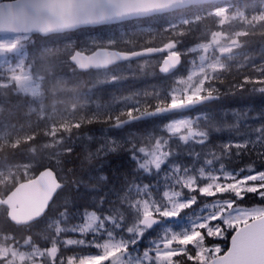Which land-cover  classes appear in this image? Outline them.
<instances>
[{"label":"trees","instance_id":"obj_1","mask_svg":"<svg viewBox=\"0 0 264 264\" xmlns=\"http://www.w3.org/2000/svg\"><path fill=\"white\" fill-rule=\"evenodd\" d=\"M2 1V0H0ZM247 1V0H241ZM228 2L190 6L186 9L166 13L159 16L127 21L114 25L82 28L74 32L54 34L41 37L30 34L24 46L27 61L33 77L40 80L41 88L47 100L59 106H68L66 130L57 133L65 138L64 151L59 156L60 168L57 174L64 187L58 191L44 216L29 224L18 226L7 218V210L0 206V245L11 248L21 247L25 242L46 248V238L50 233L45 229L49 221L63 220L68 225L82 221L86 213H93L105 222L111 218L118 226L122 235H131L139 227L140 205L143 200L152 198L159 201L164 190L163 174L168 173V164L187 167L194 171L197 165L204 162L207 153L222 152L218 142L228 138L238 139L252 132V127L241 125L233 117L235 113L239 120L259 118L264 112V72L248 68H232L219 71L214 78L206 83L205 89L216 94L217 99L207 102L192 111L185 113L205 115L207 122L200 126V140L192 136L183 137L157 132L155 124L167 121L178 114L145 119L130 123L121 129L111 125L130 115L150 111L156 107L169 105L171 98L168 92L172 88L173 79L186 75L187 55L183 54L195 45L210 42L218 34L229 35L232 31H243L238 36L242 49L253 51L264 43V27L257 24L254 27H244L242 24L220 23L218 15L211 12L214 7L223 6ZM246 11H255L247 8ZM171 15L188 22L178 24L177 35L171 34L163 17ZM236 23V22H233ZM236 26V27H235ZM150 28L155 30V38L146 40L141 36H132L130 44H116L108 47L117 50L132 51L149 46L168 45L172 50L180 51L181 66L171 75H161L157 65L161 57L152 56L149 59H139L123 65H128L126 75L112 82L100 83L89 78L90 71H81L69 62V57L58 51L57 46L70 38L78 40L92 33L118 34L129 33L131 30ZM97 48V47H94ZM93 48V49H94ZM64 59V61H62ZM68 59V60H67ZM119 65V64H118ZM87 91L90 102L84 105L77 101L75 95L79 91ZM202 91L201 94H208ZM111 94L114 96L111 98ZM119 97H127L128 104L114 102ZM185 97V96H184ZM28 103L26 96L15 93L13 86L0 87V126L18 125V132L7 135L0 142V166L35 161L31 168L37 173L49 166L55 169L52 161L45 163L44 144L54 136L45 131L43 119L30 118L24 114V104ZM13 128V127H11ZM154 130L152 143L161 145L167 153L168 164L160 169L140 168L136 158L144 161L131 147L127 139L128 133H143ZM92 133L95 139L85 141L79 136ZM188 135V134H187ZM105 144L110 151L104 156H97L98 146ZM146 148L151 144L145 143ZM220 164L227 170H235L242 174H250L264 170V145H246L239 150L229 146L224 153L219 154ZM19 174V180L14 175L0 182V196H5L17 184L25 179ZM225 191L220 197L231 199L235 206L260 207L264 209V187L252 190L244 187L238 196ZM144 193V194H143ZM199 198L200 195H197ZM155 229L147 230L142 239L155 237ZM223 238L216 240L223 244L222 253L228 245V239L234 229L223 225ZM45 239V240H44ZM205 244L213 240L205 236ZM207 241V243H206ZM80 249L68 247L59 249V256H78ZM198 252V251H197ZM205 260L200 259L195 250L175 256L174 264H206L214 255L205 252ZM0 264H12L0 258ZM45 264H50L49 262ZM57 264V263H54Z\"/></svg>","mask_w":264,"mask_h":264},{"label":"rangeland","instance_id":"obj_2","mask_svg":"<svg viewBox=\"0 0 264 264\" xmlns=\"http://www.w3.org/2000/svg\"><path fill=\"white\" fill-rule=\"evenodd\" d=\"M247 8L255 9V11L248 13ZM211 12L219 16L220 23H238L244 27L261 24L264 27V0L230 1L223 6L214 7ZM161 19L167 22L164 29H168L173 35L178 34V24L188 22L180 17H172L170 14ZM242 32L232 31L230 37L227 34L222 36L218 34L210 42L184 50L183 54L187 55L186 75L173 79L174 83L168 92L171 98L170 104L202 96L201 92L205 90L206 93H210L209 89H205L206 83L224 68L245 67L249 70L264 72V43L253 51L242 49L243 45L238 40ZM29 36L30 34L0 37V87L13 86L15 93L27 97L28 103L24 104L25 109L29 113H34L36 119L44 120L45 131L54 136L42 147L45 150L43 151L45 163L52 161L55 169L58 170L59 156L64 151L65 138L57 136V133L66 130L67 116L70 115L69 107L59 106L47 100L40 80L33 77L24 51L25 43L30 39ZM132 36H141L149 41L155 36V30L143 28L131 30L129 33H92L78 40L66 39L63 41L64 45L57 46V49L69 57L74 50L87 53L94 47H111L119 43L130 44ZM172 52L181 53L176 50ZM128 70V65L119 64L106 70L91 72L88 76L100 83L112 82L126 75ZM113 96L111 94V98ZM75 98L82 105L91 100L90 94L84 90L79 91ZM128 100L127 97L117 96L114 102H124L126 105L129 103ZM233 117L243 126L249 128L253 126L252 132L238 139L228 138L227 141L216 143L222 147V152L207 153L204 162L197 165L194 171H190L186 166L168 164L166 151L161 145H153L151 141L153 129L126 135L131 143L129 148L135 149L145 158L144 161H139L140 157L136 158L140 168L160 169L163 164H168V173L163 174L164 190L161 200L156 201L150 198L143 200L140 205L141 217L155 215L162 220L155 230V237L142 239L146 228L140 224L133 234L122 235L116 231L118 226L111 218H107L105 222L89 212L84 215L81 222L74 225L66 224L63 218L49 221L45 226L50 233V236L46 238L48 242L46 248L30 244L29 241L17 248L0 245V258L12 264H45L47 262L50 264H174L175 256L187 250H195L198 257L203 260L206 258L205 252H210L214 256L219 254L223 250V244L216 240L223 238L221 225L232 230L264 214L263 208L235 206L233 200L220 197L225 191L231 190V195L237 197L244 187L252 190L264 187V170L241 175L238 171L225 169L218 160L219 154L224 153L229 146L239 150L246 145H264V112L256 119L239 120L235 113ZM206 122L205 115L183 112L170 117L165 122L155 124L154 129L157 132L183 137V140L185 136H191V138L193 136L200 140V126ZM11 127L12 125L0 126V142L5 140ZM79 137L85 141L95 139V135L90 132ZM145 143L151 144V147L146 148ZM108 151L110 149L107 145L99 144L96 154L100 157ZM35 164V161H29L13 167L0 166V182L12 175L19 180L18 173L24 178L30 177L31 168ZM197 195L200 197L198 198ZM204 235L212 236L215 241L205 244ZM68 247L79 248L80 254L69 257L59 256V249Z\"/></svg>","mask_w":264,"mask_h":264},{"label":"water","instance_id":"obj_3","mask_svg":"<svg viewBox=\"0 0 264 264\" xmlns=\"http://www.w3.org/2000/svg\"><path fill=\"white\" fill-rule=\"evenodd\" d=\"M236 0H2L0 1V37L36 33L41 37L74 32L88 27L114 25L179 11L190 6ZM163 55L158 72L167 76L182 62L181 55L170 46H149L124 51L97 47L84 53L74 50L69 62L81 71H100L115 65ZM208 94L191 100L156 107L150 111L130 115L114 122L111 127L124 126L145 119L190 111L217 99ZM64 187L51 167H45L35 176L20 181L4 197L0 206L7 209L8 220L18 226H27L46 213L57 192ZM155 215L140 217L139 224L153 230L161 223ZM206 264H264V214L235 228L228 239L226 250Z\"/></svg>","mask_w":264,"mask_h":264},{"label":"flooded vegetation","instance_id":"obj_4","mask_svg":"<svg viewBox=\"0 0 264 264\" xmlns=\"http://www.w3.org/2000/svg\"><path fill=\"white\" fill-rule=\"evenodd\" d=\"M26 104H27V103H26ZM23 112H24V114H25L26 116L30 115V116H29L30 118H31V117H32V118H36V115H35L34 113H29V112L25 109V106H24V111H23ZM12 127H13V128L11 129V134L19 133V132H18V125H13ZM8 134H9V133H8ZM46 167H49V166H46ZM44 168H45V167H44ZM44 168H42V169H44ZM42 169H41V170H42ZM52 169H53V168H52ZM41 170H39L38 172H40ZM54 170H55V172H56V175H57L58 179L61 180L60 177H59L58 174H57V170H56V169H54ZM38 172H37V173H38ZM37 173H36V174H37ZM36 174H35V173H32V175H31L30 177H28V178H31V177L35 176ZM25 179H26V178H25ZM23 180H24V179H23ZM23 180H21V181H23ZM61 181H62V180H61ZM18 182H20V181H18ZM18 182H17V183H18ZM12 189H13V188H12ZM12 189H11V190H12ZM9 192H10V191H9ZM9 192H8V193H9ZM8 193H7V194H8ZM225 250H226V249H225Z\"/></svg>","mask_w":264,"mask_h":264}]
</instances>
